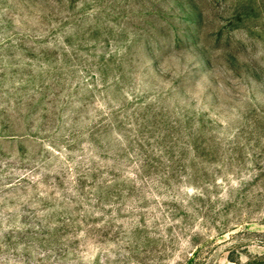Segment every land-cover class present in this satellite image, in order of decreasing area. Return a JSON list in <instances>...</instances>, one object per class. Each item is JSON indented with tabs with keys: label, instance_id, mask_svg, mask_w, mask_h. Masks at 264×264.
Wrapping results in <instances>:
<instances>
[{
	"label": "rangeland",
	"instance_id": "rangeland-1",
	"mask_svg": "<svg viewBox=\"0 0 264 264\" xmlns=\"http://www.w3.org/2000/svg\"><path fill=\"white\" fill-rule=\"evenodd\" d=\"M0 264H264V0H0Z\"/></svg>",
	"mask_w": 264,
	"mask_h": 264
}]
</instances>
